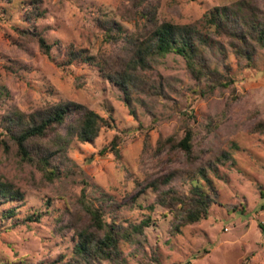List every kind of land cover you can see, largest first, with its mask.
I'll return each instance as SVG.
<instances>
[{
	"label": "rangeland",
	"instance_id": "obj_1",
	"mask_svg": "<svg viewBox=\"0 0 264 264\" xmlns=\"http://www.w3.org/2000/svg\"><path fill=\"white\" fill-rule=\"evenodd\" d=\"M30 1L0 0V134L10 112L30 114L66 101L85 105L112 127L102 129L93 143L73 139L68 160L56 158L61 170L70 172L54 182L21 161L13 146H0V179L25 195L0 205V264L68 262L77 227L90 224L81 199L103 208L109 222L128 226L150 220L143 245L124 246L127 264H264V134L252 133L264 120V50L247 67L218 38L235 83L213 92L206 82L197 84L182 57L170 54L150 72L163 84V94L134 95L131 106L96 65L116 58L123 44L106 39L101 20L120 24L122 38L137 35L145 20L134 18L132 10L150 3L158 22L205 30L206 13L239 0H146L137 9L135 0H41L44 17L29 23ZM253 1L264 11V0ZM16 28L43 31L51 57ZM69 49L87 50L95 63L61 67ZM187 130L194 132L190 156L179 146ZM203 168L213 181L215 203L207 219L183 225L161 200L169 190L187 195ZM9 208L15 215L3 220ZM38 213L40 221H27Z\"/></svg>",
	"mask_w": 264,
	"mask_h": 264
},
{
	"label": "trees",
	"instance_id": "obj_2",
	"mask_svg": "<svg viewBox=\"0 0 264 264\" xmlns=\"http://www.w3.org/2000/svg\"><path fill=\"white\" fill-rule=\"evenodd\" d=\"M145 3L146 0H135V9ZM155 13L156 9L150 3L141 10H132L133 17L145 20V24L137 35L124 38L121 37L123 29L120 24L111 19L101 20L106 39L116 43L123 40V44L116 58L111 61L103 59L96 65L107 80L124 93L125 101L130 106L134 95L163 94V84H157L150 72L155 64L170 54L182 57L187 71L197 84L206 82L207 91L213 92L217 88L227 89L235 83L231 67L226 64V46L220 39L227 41L239 64L245 62L247 67L254 63L258 50H264V11L253 0H239L229 6L215 7L204 16L205 30L194 24L158 22ZM43 17L41 0H31L26 7L25 20L32 23ZM16 30L21 37L38 42L41 52L51 57L52 46L43 31ZM76 62L93 64L95 58L85 49H69L67 59L60 66L69 67ZM3 124L0 146H13L21 161L35 166L49 182L70 172L68 170L65 174L56 158L68 160L67 151L73 139L93 143L102 129L112 127L108 119L73 101L60 102L30 114L15 110L4 117ZM62 130L65 134H62ZM252 133L264 134V120L253 127ZM193 136L194 132L187 130L179 142L180 148L188 156L193 154ZM112 149L120 156L116 144L112 145ZM211 167L213 173L218 175V167ZM164 180L167 183L171 181L169 178ZM191 181L192 187L184 197L169 190L161 200L163 205L169 204L170 209L183 218V225L207 219L211 205L215 203V188L205 168L200 169ZM154 187L159 189V185ZM24 198V193L13 184L0 179V205L23 201ZM81 198H85V192ZM81 203L84 212L90 216V224L77 227L74 237L76 244L65 264H127L124 246L127 244L138 250L143 245L145 229L150 227V220L124 226L114 220L109 222L105 218L106 211L87 199H81ZM15 212V208H9L1 218H12ZM77 216H81V213ZM41 217V213L33 214L27 221L38 222Z\"/></svg>",
	"mask_w": 264,
	"mask_h": 264
}]
</instances>
